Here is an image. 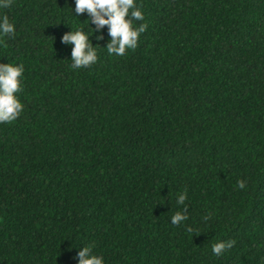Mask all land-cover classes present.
I'll return each mask as SVG.
<instances>
[{
  "label": "trees",
  "instance_id": "trees-1",
  "mask_svg": "<svg viewBox=\"0 0 264 264\" xmlns=\"http://www.w3.org/2000/svg\"><path fill=\"white\" fill-rule=\"evenodd\" d=\"M135 4L148 27L123 56L76 0L0 8V64L24 66L23 111L0 123V264L89 246L104 264H264V0ZM81 29L98 59L73 69Z\"/></svg>",
  "mask_w": 264,
  "mask_h": 264
},
{
  "label": "clouds",
  "instance_id": "clouds-1",
  "mask_svg": "<svg viewBox=\"0 0 264 264\" xmlns=\"http://www.w3.org/2000/svg\"><path fill=\"white\" fill-rule=\"evenodd\" d=\"M12 0H0V8H9ZM131 11L130 18L129 10ZM87 10L92 14L91 23L103 26L110 25V34L112 41L107 46L109 54L123 56L127 49H133L138 46L140 34L147 30L146 23L141 24L138 28L133 27V20L143 21L144 15L142 11L136 7L135 0H76L75 13L82 14ZM103 13V15L101 14ZM108 18L105 19L104 17ZM0 34L8 36L15 35V26L9 22V18L5 15L0 22ZM102 39V37H98ZM89 36L84 30L72 31L63 36V42L75 45L72 52L73 69L81 67H89L97 61L98 56L95 48L89 42ZM24 66L8 64H0V123L12 122L18 118L23 111V104L19 100L17 93L22 91L21 77L23 76ZM239 189L246 187V181L239 180L237 182ZM187 198V192L179 196V203L184 204ZM188 217L177 211L172 216L173 225H179L182 220ZM207 221L210 216H205ZM189 232L193 231L191 227ZM233 241L218 242L212 245V251L215 255L220 256L225 250L233 246ZM91 247H85L79 252V264H104L103 257L91 255Z\"/></svg>",
  "mask_w": 264,
  "mask_h": 264
}]
</instances>
